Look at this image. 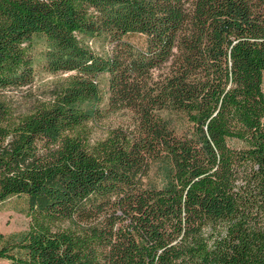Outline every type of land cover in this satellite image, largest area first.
Instances as JSON below:
<instances>
[{
    "label": "trees",
    "instance_id": "1",
    "mask_svg": "<svg viewBox=\"0 0 264 264\" xmlns=\"http://www.w3.org/2000/svg\"><path fill=\"white\" fill-rule=\"evenodd\" d=\"M35 36L68 73L21 114L0 98V202L28 216L0 258L264 264V0H0V88L35 79Z\"/></svg>",
    "mask_w": 264,
    "mask_h": 264
},
{
    "label": "rangeland",
    "instance_id": "2",
    "mask_svg": "<svg viewBox=\"0 0 264 264\" xmlns=\"http://www.w3.org/2000/svg\"><path fill=\"white\" fill-rule=\"evenodd\" d=\"M34 48V63L38 72L35 79L28 84L21 86H6L0 88V98L5 100L13 114H21L29 110L33 104L40 99H45L49 96L51 89L59 84L63 78L66 77L68 72H47L39 67V62L42 60V54L39 53V47L41 45L40 39L36 36L33 37ZM97 49L98 46L94 45ZM262 81V91L264 92V72ZM106 73H99L97 82H99L100 89L105 92L106 89ZM166 111L164 109L153 112L151 116V151L150 157L152 159V165L154 166L158 159L166 154V150L163 146L161 136L163 134L173 131L172 127L164 122ZM120 116H124L121 111H114L105 116L101 121V126H92V135L99 136L107 123H115L120 119ZM154 170V167L153 169ZM154 173V171H153ZM155 174V173H154ZM25 203L23 196L12 195L4 201L0 202V230L4 233L11 232L12 230H19L26 228L28 225V216L24 213ZM0 264H7V260L0 258Z\"/></svg>",
    "mask_w": 264,
    "mask_h": 264
}]
</instances>
